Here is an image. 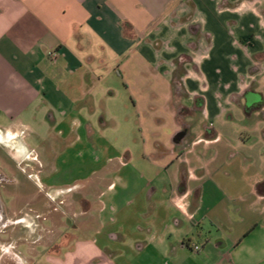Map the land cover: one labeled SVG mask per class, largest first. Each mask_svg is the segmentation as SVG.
<instances>
[{
    "label": "crops",
    "instance_id": "0c3cea01",
    "mask_svg": "<svg viewBox=\"0 0 264 264\" xmlns=\"http://www.w3.org/2000/svg\"><path fill=\"white\" fill-rule=\"evenodd\" d=\"M262 67L264 0H0V173L33 188L5 190L0 264H264V158L218 128ZM26 136L81 150L58 185Z\"/></svg>",
    "mask_w": 264,
    "mask_h": 264
},
{
    "label": "rangeland",
    "instance_id": "374dc122",
    "mask_svg": "<svg viewBox=\"0 0 264 264\" xmlns=\"http://www.w3.org/2000/svg\"><path fill=\"white\" fill-rule=\"evenodd\" d=\"M204 41L206 40V37H203ZM206 42V41H205ZM204 52V51H203ZM202 53V51H201ZM206 53V57L204 60L202 59L199 63V72L201 75H205V77H211L210 70H212L213 78H215L218 82L223 84L229 78H231V75L234 74L235 68L234 66L237 65L239 58V53L237 51H229V48H225V46H221L220 41H217L216 44L211 47L207 48V50L204 52ZM215 64V65H214ZM214 65L212 68L211 66ZM202 66V67H201ZM208 68L210 70H208ZM208 70V71H207ZM264 67L262 68H255L254 71L260 73L263 72ZM253 71V72H254ZM261 72V73H262ZM233 73V74H232ZM260 73V77L257 82L253 83L252 86L249 84L248 86L251 88L248 90V92L258 93L261 96V100L252 106H247L245 99L243 95L238 96L237 98L233 99V106L231 110L230 115H225L222 120L227 122L228 125L231 127L226 126H220L219 124H224L223 121H216L215 126L220 128V130L223 133H226L227 135L233 134L232 137H234V134L237 137V143H240L241 145H246V148L249 146L251 147V154L257 155V157L264 158V150H262L263 143L262 142V134L264 131V74L262 75ZM257 77V78H258ZM249 80V79H248ZM248 87V88H249ZM233 115V119L230 118V116ZM222 127V128H221ZM231 128V130L229 129ZM25 143L29 146V148L34 149L36 153H38V156L40 160L42 161V164L44 166L42 174H40V181L42 185H44L46 188L51 186H56L60 182V179L57 176H49L50 172L48 171L49 165L53 167L54 163H59L62 160L65 162H69L71 159H73V156L75 154L80 153L79 148H74L72 146L61 144L57 142L56 140L50 139L43 143L41 147H37L35 141L30 136H26ZM50 143H52L53 146H50ZM78 149V150H76ZM129 150L133 151V154L136 155V152L138 148L136 147H130ZM48 151V152H46ZM47 157H49L51 160H48ZM0 162H4L5 166L3 168V165L0 164V171L4 172L5 176H11L12 171L9 169L11 168V164L8 160V158L5 156V151H3L2 147H0ZM258 162V161H257ZM46 164V165H45ZM261 165V164H260ZM4 169V170H3ZM49 177H48V176ZM19 182L17 186L10 185V186H3L0 187V205L4 206L5 213L8 216L12 215H21L19 211L13 210L11 207H8L7 203L8 198L4 196L5 190H25V191H31L33 190L32 185H29L27 182L24 183V176L22 173L19 174ZM47 176L48 178L45 180L43 177ZM95 182V181H94ZM103 189L102 186L96 185V183H88L87 185V200H89L92 203H96L95 194L97 193V196L99 192ZM15 199H18V201H21V196H16ZM20 203V202H19ZM18 206V203L15 205ZM95 207V205H94ZM95 211V209H94ZM96 212H93V215L95 216ZM17 216V217H18ZM46 224V223H45ZM7 230H4L0 232L1 236L3 237L4 233H6ZM17 250L23 253L24 255L27 254L25 252V246L22 244H18Z\"/></svg>",
    "mask_w": 264,
    "mask_h": 264
},
{
    "label": "flooded vegetation",
    "instance_id": "af4514ba",
    "mask_svg": "<svg viewBox=\"0 0 264 264\" xmlns=\"http://www.w3.org/2000/svg\"><path fill=\"white\" fill-rule=\"evenodd\" d=\"M10 183H11V180L5 178L4 175L0 173V187L7 186ZM2 205H0L1 211H2L1 220H0V232L4 231L7 227V225L11 223L6 218L5 209H4V206H2ZM0 236H1V234H0Z\"/></svg>",
    "mask_w": 264,
    "mask_h": 264
},
{
    "label": "water",
    "instance_id": "95a60500",
    "mask_svg": "<svg viewBox=\"0 0 264 264\" xmlns=\"http://www.w3.org/2000/svg\"><path fill=\"white\" fill-rule=\"evenodd\" d=\"M244 99H245L247 106H252L253 104L261 100V96L257 93L246 92V94L244 95ZM1 215H2V211H1V206H0V220H1Z\"/></svg>",
    "mask_w": 264,
    "mask_h": 264
},
{
    "label": "built area",
    "instance_id": "2783aa9c",
    "mask_svg": "<svg viewBox=\"0 0 264 264\" xmlns=\"http://www.w3.org/2000/svg\"><path fill=\"white\" fill-rule=\"evenodd\" d=\"M47 57L49 58L50 61H55L57 59V54L55 52H49L47 54ZM199 247L198 246H193L192 251L193 252H198Z\"/></svg>",
    "mask_w": 264,
    "mask_h": 264
},
{
    "label": "trees",
    "instance_id": "16d2710c",
    "mask_svg": "<svg viewBox=\"0 0 264 264\" xmlns=\"http://www.w3.org/2000/svg\"><path fill=\"white\" fill-rule=\"evenodd\" d=\"M262 136H263V139H264V131H263V134H262ZM182 186H183V184H181ZM182 188V187H181Z\"/></svg>",
    "mask_w": 264,
    "mask_h": 264
}]
</instances>
